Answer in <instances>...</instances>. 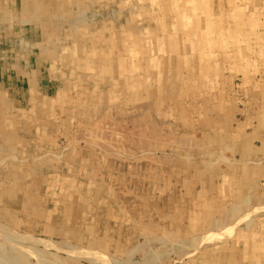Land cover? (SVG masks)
Masks as SVG:
<instances>
[{
	"label": "rangeland",
	"instance_id": "1",
	"mask_svg": "<svg viewBox=\"0 0 264 264\" xmlns=\"http://www.w3.org/2000/svg\"><path fill=\"white\" fill-rule=\"evenodd\" d=\"M250 112L264 0H0V264H264Z\"/></svg>",
	"mask_w": 264,
	"mask_h": 264
},
{
	"label": "crops",
	"instance_id": "2",
	"mask_svg": "<svg viewBox=\"0 0 264 264\" xmlns=\"http://www.w3.org/2000/svg\"><path fill=\"white\" fill-rule=\"evenodd\" d=\"M259 116V115H258ZM250 119H251V125L252 126V129L251 130H247L245 132V139L249 140L250 141V144H249V149L251 151H256L258 152V154L261 153V149H260V146H261V143L264 145V123H261L259 122L260 119V116H259V120L258 121H254L253 120V114L252 112H250ZM238 134V133H237ZM243 139L245 142H243L241 145L238 146L237 144V147L235 148L237 151L239 149H241L243 146H245V144H247L246 140ZM235 141V140H234ZM236 142V141H235ZM237 143V142H236ZM253 143V145H251ZM253 148V149H252ZM259 148V149H258ZM247 151V150H245ZM238 153V152H236ZM238 154H241L240 152ZM235 172V171H234ZM243 170H241L240 172H236V174H242L243 175ZM244 175H245V172H244ZM259 178L260 177H264V168L263 170H261L259 172ZM246 175H245V178L243 180H246ZM242 188H240V196H239V199H234L232 198V200H230L229 202H226L225 199H222L220 200L219 199V203L218 204H221V205H225V207H222L221 210L219 211H222V210H225L226 208V205H230V204H233V203H241V199L243 197V192H242ZM244 191V190H243ZM212 193H216V191H212ZM218 202V201H217ZM243 202V201H242Z\"/></svg>",
	"mask_w": 264,
	"mask_h": 264
},
{
	"label": "bare ground",
	"instance_id": "3",
	"mask_svg": "<svg viewBox=\"0 0 264 264\" xmlns=\"http://www.w3.org/2000/svg\"><path fill=\"white\" fill-rule=\"evenodd\" d=\"M0 239H3L7 242V244L5 243V246L4 247H0V256L4 255V256H7L8 257V254L10 253L9 250H11L10 248H5V247H10L12 245H19L18 243H26L27 241H29V239H27L25 236H22V235H17V234H13V233H10V232H5V236L4 237H1L0 235ZM36 244H39V245H42L43 247H51L52 245L48 242H45V241H42V240H38L37 242H35ZM21 244V245H22ZM0 245H2L0 243ZM62 247V246H61ZM5 248V249H3ZM16 248V247H15ZM9 252V253H8ZM12 252V250H11ZM22 252V251H21ZM2 254V255H1ZM14 255V254H13ZM2 260V259H1ZM10 260V259H9ZM6 261V260H5ZM11 261V260H10ZM13 262V261H12ZM1 263V262H0ZM2 263L4 264V262L2 261ZM14 263V262H13Z\"/></svg>",
	"mask_w": 264,
	"mask_h": 264
}]
</instances>
